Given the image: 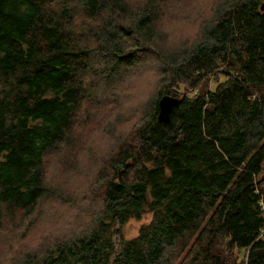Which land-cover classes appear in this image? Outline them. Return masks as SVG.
<instances>
[{"label": "trees", "instance_id": "trees-1", "mask_svg": "<svg viewBox=\"0 0 264 264\" xmlns=\"http://www.w3.org/2000/svg\"><path fill=\"white\" fill-rule=\"evenodd\" d=\"M74 1L0 0V234L1 222L52 200L45 161L73 128L78 104L98 102L84 95L87 49L115 69L149 52L164 66L161 88L132 147L109 163L95 208L86 207L99 209L88 228L6 264H169L166 249L180 244L184 264H264V0L217 8L201 37L171 54L150 46L160 0H77L104 32H92L87 47L70 17ZM222 65L226 79L201 90ZM164 95L179 101L169 123L157 119ZM146 212L150 223L125 238L128 221Z\"/></svg>", "mask_w": 264, "mask_h": 264}, {"label": "rangeland", "instance_id": "rangeland-1", "mask_svg": "<svg viewBox=\"0 0 264 264\" xmlns=\"http://www.w3.org/2000/svg\"><path fill=\"white\" fill-rule=\"evenodd\" d=\"M232 1L160 0V16L154 23L157 46H150L160 53L171 54L195 43L214 11L218 8L219 12L225 4L224 7L229 8ZM144 3L145 0H132L137 6ZM73 4L77 10L70 17L74 21L75 33L78 38L81 36V47H87L88 43L95 41L92 32L102 35L104 32L95 28L99 19H87L80 13L78 1ZM98 52L97 49V54H93L87 49L88 61L82 72L84 95L94 97L98 102L88 104L89 100L84 98V103L78 104L72 130L45 161L44 180L51 187L52 200L38 204L28 217L20 212L11 222L5 225V221L1 222L6 230L0 234L1 264L12 261L23 250L52 244L60 237H74L88 228L99 209L96 207V211L88 212L86 207L95 208L94 199L102 194V189H98L100 183L113 175L109 163L117 158L122 148L132 147L135 128L151 113L150 102L161 88L160 79L164 72L161 62L149 52L144 55L134 52V67L131 69L128 63L116 69L114 66L105 68V57ZM223 68L222 65L221 70L202 79L199 88L215 91L230 71ZM62 144H68V147ZM59 194L63 197L60 200ZM151 220L152 214L148 212L139 219L129 220L123 230L125 238H134ZM186 249L184 244L177 245L172 253L166 249L169 264H184ZM222 252L221 256L229 254ZM229 256L236 261L244 257L237 251Z\"/></svg>", "mask_w": 264, "mask_h": 264}, {"label": "water", "instance_id": "water-1", "mask_svg": "<svg viewBox=\"0 0 264 264\" xmlns=\"http://www.w3.org/2000/svg\"><path fill=\"white\" fill-rule=\"evenodd\" d=\"M261 10H264V4L261 6ZM179 104L178 100L170 95H164L158 102V120L161 123H169L173 108Z\"/></svg>", "mask_w": 264, "mask_h": 264}, {"label": "bare ground", "instance_id": "bare-ground-1", "mask_svg": "<svg viewBox=\"0 0 264 264\" xmlns=\"http://www.w3.org/2000/svg\"><path fill=\"white\" fill-rule=\"evenodd\" d=\"M264 4V3H263ZM263 4L261 5V6H263ZM260 9H261V7H260ZM20 11V10H19ZM2 58V57H1ZM139 60V59H138ZM17 87V86H16ZM15 88V87H14ZM16 89V88H15ZM21 90V89H20ZM16 92V91H15ZM14 94V93H13ZM179 102V101H178ZM158 115H159V113H158ZM158 119V118H157ZM159 121V120H158ZM72 130V129H71ZM72 132V131H71ZM67 154V153H66Z\"/></svg>", "mask_w": 264, "mask_h": 264}]
</instances>
